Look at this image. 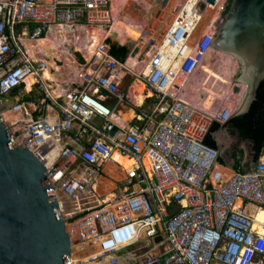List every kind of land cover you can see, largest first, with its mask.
<instances>
[{
    "label": "built area",
    "instance_id": "obj_1",
    "mask_svg": "<svg viewBox=\"0 0 264 264\" xmlns=\"http://www.w3.org/2000/svg\"><path fill=\"white\" fill-rule=\"evenodd\" d=\"M144 1L148 9L152 0L133 4ZM222 1L201 29L210 4L181 0L162 36L140 26L133 47L119 59L106 40L126 0H0V102L15 88L25 93L13 95L17 101L3 119L12 133L19 131L14 143L28 148L46 173L61 161L47 180L71 245L97 248L87 263L264 264V222L257 219L264 210V157L251 170L237 163L225 174L217 149L203 141L213 122L229 120L232 94H241L233 91L235 83L230 95L223 92L203 68L221 62L210 39ZM92 29L103 38L86 55ZM46 37L53 47L67 48V62L54 60L57 70L49 67L50 46L34 55L27 45ZM46 69L52 78H43ZM29 76L35 81L27 90ZM137 79L151 93L150 105L146 95L140 104L134 101ZM207 87L215 93L206 105ZM33 92L42 97L23 99ZM119 104L132 109L130 119L122 118ZM7 112L16 117L5 119ZM114 153L133 161L119 178L105 171L107 162L122 169ZM99 178L114 187L97 191ZM167 198L184 205L170 213Z\"/></svg>",
    "mask_w": 264,
    "mask_h": 264
},
{
    "label": "water",
    "instance_id": "obj_2",
    "mask_svg": "<svg viewBox=\"0 0 264 264\" xmlns=\"http://www.w3.org/2000/svg\"><path fill=\"white\" fill-rule=\"evenodd\" d=\"M168 1L152 0L143 16L145 22L149 23L153 11ZM216 1L205 0L208 4ZM224 7L226 11L210 45L238 64L233 81L243 88L230 120L249 110L264 80V0H225ZM114 36L111 31L107 39L117 46ZM133 44L128 39L127 49L131 50ZM135 51L132 49V53ZM238 89L234 87V91ZM16 101L11 96L0 102V264H71L73 246L47 180L61 161L46 173L44 165L28 148L14 143L13 137L19 131L11 132L2 113ZM228 121L219 124L220 128H226Z\"/></svg>",
    "mask_w": 264,
    "mask_h": 264
},
{
    "label": "bare ground",
    "instance_id": "obj_3",
    "mask_svg": "<svg viewBox=\"0 0 264 264\" xmlns=\"http://www.w3.org/2000/svg\"><path fill=\"white\" fill-rule=\"evenodd\" d=\"M127 2H128V0H126V3ZM180 2H181V0H169L165 4V6L162 7L164 9L166 7V10H164V11L161 10L162 8H156L154 10L155 12L153 11L154 15H152L148 26H146V29L150 30L152 33H154V35L156 37L162 36L163 31L167 26V23L170 21L171 17L175 13L174 12L175 5H177ZM222 2H223L222 0H217L214 4L207 5V7L203 10L202 16H201V24H200L201 29L212 18L215 17L216 13L221 8ZM140 3H142V2H140ZM128 6L132 7L131 4H129ZM139 8L144 9V10H140ZM139 8L138 9H139L140 15H141L140 19H142L144 13H142L141 11L145 12V10L147 9V4H146V6L144 5L143 7L139 6ZM122 15H123L122 18L121 17L119 18L117 16V20L114 19V23H113V26L111 28V30L115 33L114 39L118 40L121 44L126 43V41L128 39H132L134 41L137 40V37L139 36V32H140V27H139V25L137 27V23L135 24V22H137L140 19L135 20L134 18L130 17L129 15H124V14H122ZM152 20H154V21H152ZM126 23H127V25H126ZM133 25H135V26H133ZM134 27H137V28H134ZM98 31H99V29H94V31L92 32V35L88 36V39H89L88 43H85L83 46V49L85 51L84 54L87 55V51L92 47V45H94L98 41V39H99ZM27 45L32 50V53L34 55L37 54V52L39 51L40 48H48L50 46L51 49L48 48V49H50V52L49 53L47 52V54L50 57L49 66H50L51 60L54 63L55 59L60 58V59L64 60V62H67V59L69 57L67 54L68 53L67 48L64 47L63 49L60 50V49L53 47L50 44L49 37L40 39L34 43L33 42L28 43L27 42ZM210 55H213V53L210 52ZM218 56L223 59L221 61L223 64L227 65V68L229 66H231V64H230L231 60L229 59V57H226L225 55H222V54H218ZM133 57L134 56H130L128 59V64L130 66H133L135 63V59ZM203 68L206 72H208L209 74H211L214 77L213 81H215V82L219 81L222 84L224 83V81H226L225 78L228 79L229 78L228 76H231L233 73V72L231 73L228 70H225V71L222 70L221 71V70H219V68L210 67L209 63L205 64V66ZM55 69L57 70L58 68L55 67ZM221 69H224V68H221ZM230 73H231V75H230ZM52 76L53 75L50 74L49 69H46L44 71V74H43L44 79H50V78H52ZM29 77H27L25 79V82H27L26 87L31 86V84H33L35 81L32 77H30V78ZM178 80H180V78ZM134 81H137V82L135 84V88H133V84H132L133 98H134V101L136 100L135 101V102H137L136 104H140L143 101L144 96H145V94L143 93L144 92V89H143L144 85L139 79L134 80ZM134 81H133V83H134ZM205 90L209 92L208 97H207L206 102H205V104L207 105V104H209V102L212 98V95L215 92L213 90H211L209 87L205 88ZM147 93L149 94V92H147ZM125 115H126L125 119H130L133 115L132 109H128L127 112L125 113ZM4 117L7 120H11V119H14L16 117V115L12 114V112H7L4 114ZM263 157H264V154H263ZM112 159L116 162H119L122 169L116 170L117 167L113 163L107 162L105 164V171L109 175H111L115 178L122 177V171L121 170L130 167L131 164L133 163L132 159H130L126 156L119 155L118 153H114L112 156ZM109 186H110V188L114 187V185L108 179H105V178H99L98 182L96 184V188L99 190H108ZM166 204H167V208H168L169 212L171 213L174 210H177L180 207H182L184 205V202H183V200L174 201V199H172V198H167ZM257 219L264 222V210H258ZM260 230L264 233L263 228H260ZM75 237L76 236L73 234L71 236V240L73 241L75 239ZM72 246H73V251L70 255V261L73 264H89V263H87L88 256L91 254L97 253V248L94 244L84 242V243H75Z\"/></svg>",
    "mask_w": 264,
    "mask_h": 264
},
{
    "label": "crops",
    "instance_id": "obj_4",
    "mask_svg": "<svg viewBox=\"0 0 264 264\" xmlns=\"http://www.w3.org/2000/svg\"><path fill=\"white\" fill-rule=\"evenodd\" d=\"M51 66L55 69V65L52 60L50 61L49 67ZM136 82L137 81H134L133 85H135ZM133 88L135 87L133 86ZM27 96H29L28 100H35L30 95ZM35 96L38 99L42 97V94L39 93ZM108 103L109 105H113V101L111 99L108 100ZM118 109L123 113L122 118L125 120V113L130 108H128V106L124 104H119ZM210 137L213 140L215 147L219 149L218 166L225 174H231L237 163L240 165L241 170H251L254 166L255 160L258 157H263L264 148L262 149L259 155L255 156L252 150L251 139L240 137L238 135L237 130L233 128L230 124H227L226 128L224 129H221L219 126L215 131L211 132Z\"/></svg>",
    "mask_w": 264,
    "mask_h": 264
},
{
    "label": "trees",
    "instance_id": "obj_5",
    "mask_svg": "<svg viewBox=\"0 0 264 264\" xmlns=\"http://www.w3.org/2000/svg\"><path fill=\"white\" fill-rule=\"evenodd\" d=\"M225 11L226 8L223 9L222 13ZM106 41L110 45V52L113 56L119 59H123L125 57L127 52L126 47H117L108 39ZM29 87H26V89ZM17 92L18 90L15 88L10 92V95L13 96ZM27 99H29V97H27ZM228 124L237 130L240 137L251 139L252 150L255 156L260 154L264 148V80L260 82L256 91V99L252 102L249 110L242 115L231 118L228 121ZM218 127L219 124L213 122L203 139V141L211 147H215V145L210 137V134Z\"/></svg>",
    "mask_w": 264,
    "mask_h": 264
},
{
    "label": "rangeland",
    "instance_id": "obj_6",
    "mask_svg": "<svg viewBox=\"0 0 264 264\" xmlns=\"http://www.w3.org/2000/svg\"><path fill=\"white\" fill-rule=\"evenodd\" d=\"M145 2V1H144ZM144 2H142L141 4H140V6L141 7H143L144 5L146 6V2L144 3ZM144 3V4H143ZM129 4H131V6L132 7H129L128 5ZM143 4V5H142ZM113 7H116V5L115 6H113ZM139 6L137 5H135V4H133V0H128V2L126 3V2H124V5H122L121 6V9H120V12H118L117 14H116V18H115V20H117V15H118V17L120 18H122L123 17V15L122 14H124V15H129L130 17H132V18H134L135 20L137 19H140V11H139V9L140 10H144V9H141V8H139ZM161 10H166V7H165V9L164 8H162ZM138 11V12H137ZM142 13H144L145 14V12L144 11H141ZM144 14H143V16H144ZM139 21V22H138ZM137 22H135V24L137 23V27H138V25H139V27L140 26H143L144 24H149L148 22H145V20L143 19V17H142V19H140V20H138ZM133 26H135V25H133ZM137 27H134V28H137ZM93 31H94V29H92ZM99 34V39L98 40H101L102 38H103V35L102 34H100V33H98ZM118 46L119 47H126L127 48V45H125V44H120V42L118 41ZM221 54V53H220ZM223 55H225L226 57H229V59L231 60L230 61V64H231V66H229L228 68H227V65L226 64H223L222 63V61L220 62V64L218 65L219 67V70H223V71H225V70H228V71H230L231 73H232V75H231V73H230V75L231 76H228L229 78L228 79H226L225 78V80L226 81H224V83L222 84V87H223V92L224 91H226V92H228L229 93V95H230V93H231V89H230V87H231V83H235L236 84V86H238L239 87V89H238V91H241V89L243 88V86L242 85H240L239 83H237V82H234L233 81V77H234V75H235V73H236V71H237V68H238V64H237V62L230 56V55H226V54H223ZM76 56H78V54H76ZM221 60H223L222 58H220ZM236 63V64H235ZM221 68H224V69H221ZM134 81V80H133ZM226 82V83H225ZM134 87H135V85H133ZM236 86H234V87H236ZM234 87H233V91H234ZM133 89V88H132ZM143 89H144V87H143ZM147 92H149L148 90H146V89H144V94L147 96V100L145 101V105H150L151 103H152V97H151V93L149 92V94L147 93ZM18 93H24L23 92V89H19V92ZM25 94V93H24ZM37 94L36 92H33L32 93V95H30L32 98H34L35 100L37 99V97L35 96V95ZM240 96H241V94L238 96L237 94H232V98H234V104L236 105L237 104V102H238V100H239V98H240ZM22 97H23V99H27V97H29V96H27V95H24L23 96V94H22ZM36 97V98H35ZM143 99V98H142ZM236 99H237V101H236ZM142 101V100H141ZM120 185L118 184V187H119ZM137 186V185H136ZM97 191H103V190H99V189H97ZM75 243H77V241L76 242H74L73 244H75Z\"/></svg>",
    "mask_w": 264,
    "mask_h": 264
},
{
    "label": "flooded vegetation",
    "instance_id": "obj_7",
    "mask_svg": "<svg viewBox=\"0 0 264 264\" xmlns=\"http://www.w3.org/2000/svg\"><path fill=\"white\" fill-rule=\"evenodd\" d=\"M9 96H11V95H9ZM228 124V123H227Z\"/></svg>",
    "mask_w": 264,
    "mask_h": 264
}]
</instances>
